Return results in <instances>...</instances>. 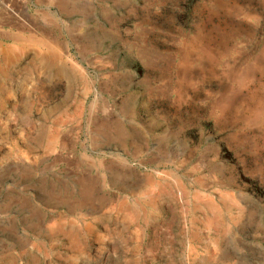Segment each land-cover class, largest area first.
<instances>
[{
  "label": "rangeland",
  "instance_id": "obj_1",
  "mask_svg": "<svg viewBox=\"0 0 264 264\" xmlns=\"http://www.w3.org/2000/svg\"><path fill=\"white\" fill-rule=\"evenodd\" d=\"M14 2L0 264H264V0Z\"/></svg>",
  "mask_w": 264,
  "mask_h": 264
},
{
  "label": "crops",
  "instance_id": "obj_2",
  "mask_svg": "<svg viewBox=\"0 0 264 264\" xmlns=\"http://www.w3.org/2000/svg\"><path fill=\"white\" fill-rule=\"evenodd\" d=\"M15 4H16V3L14 2V0H12V4H11L12 7L8 8V10H7V12H6V13L8 14V16L11 15V14H13V13H15ZM22 7H24V6H23V3H22ZM8 22H10L11 25H12V24H15L16 21L13 20V21H8ZM9 27H10V25H9Z\"/></svg>",
  "mask_w": 264,
  "mask_h": 264
}]
</instances>
